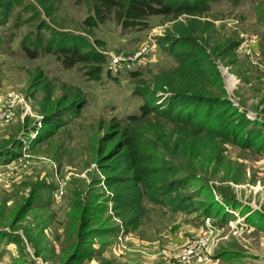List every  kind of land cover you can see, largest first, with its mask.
I'll return each mask as SVG.
<instances>
[{"label": "rangeland", "instance_id": "rangeland-1", "mask_svg": "<svg viewBox=\"0 0 264 264\" xmlns=\"http://www.w3.org/2000/svg\"><path fill=\"white\" fill-rule=\"evenodd\" d=\"M12 1L8 15L0 10V147L22 144L0 156V264H264V151L230 143L197 156L160 143L159 155L189 179L186 190L201 211L176 213L146 199L141 227L113 235L122 227L98 163L103 139L128 126L152 140L179 128L159 116L127 120L144 103L141 90L176 66L158 44L171 17L126 26L100 0ZM203 16L212 23L205 34L212 46L237 43L217 63L228 97L264 132V0H216ZM43 23L88 39L106 56L101 77L45 52L55 34ZM245 38L253 40V57L241 49ZM115 56L123 60L117 66ZM40 82L53 93L46 111ZM10 95L16 104L1 118ZM47 116L52 124L44 127ZM85 204L93 209L82 219ZM204 206L213 215L205 216Z\"/></svg>", "mask_w": 264, "mask_h": 264}, {"label": "trees", "instance_id": "trees-1", "mask_svg": "<svg viewBox=\"0 0 264 264\" xmlns=\"http://www.w3.org/2000/svg\"><path fill=\"white\" fill-rule=\"evenodd\" d=\"M214 1L100 0L101 7L116 8L118 19L126 26L143 25L150 16L171 17L172 26L158 39V44L172 55L176 64L169 76L158 77L154 86H148L149 90H141L144 103L139 113L131 114L127 120L133 125L141 118L159 116L177 125L178 130L169 134L159 131L160 136L152 140L137 128L128 126L124 132L116 131L103 139L98 163L105 176L103 183L109 191L110 211L120 220L122 227L121 230L119 227L113 229L117 232L113 235L128 234L141 227L146 199L176 213L201 211L194 195L186 190L189 179L181 175L175 163L159 155L160 143H164L165 149L174 145L195 156L206 148L222 147L226 143L264 151V132L259 127L260 122L249 119L228 97L224 76L217 63V58L228 57L237 43L212 46V40L205 38L212 23L204 20L203 13ZM13 7L12 0H0V10L6 15ZM41 25L55 34L45 52H59L68 67L84 64L93 78L101 77L106 56L88 39L76 34L65 35L47 23ZM24 49L31 57L37 56L36 50ZM139 73L131 71L133 76ZM40 84L45 93L42 107L46 111L47 106L54 103L51 102L53 93L47 82ZM147 85L146 82L144 89ZM148 91L151 93L146 95ZM161 99V103L155 104ZM46 119L44 127L52 124L49 116ZM52 135L53 130L47 131L38 140ZM120 135L122 137L115 141ZM21 140L0 147V156L10 155L8 151L20 145ZM80 208V216L84 219L93 206L85 204ZM105 209L103 206L98 212ZM213 211L212 207L204 206L202 213L211 216ZM84 226L90 227L89 222L86 221Z\"/></svg>", "mask_w": 264, "mask_h": 264}, {"label": "built area", "instance_id": "built-area-1", "mask_svg": "<svg viewBox=\"0 0 264 264\" xmlns=\"http://www.w3.org/2000/svg\"><path fill=\"white\" fill-rule=\"evenodd\" d=\"M252 42H253L252 39L245 38L243 40V42H242V45H241V49L248 56H251V57H253L254 56V53H255L254 47L252 46ZM113 61H114V65H116V66L123 62L121 56H115ZM12 97L13 96L10 95V98L11 99L10 98L8 99L9 102H5L7 104V109L2 112L1 118H4L6 115H8V113L11 112L12 107L15 106L16 102L13 101V98Z\"/></svg>", "mask_w": 264, "mask_h": 264}, {"label": "bare ground", "instance_id": "bare-ground-1", "mask_svg": "<svg viewBox=\"0 0 264 264\" xmlns=\"http://www.w3.org/2000/svg\"><path fill=\"white\" fill-rule=\"evenodd\" d=\"M233 79H231V81H232ZM231 83V82H230ZM232 85V84H231Z\"/></svg>", "mask_w": 264, "mask_h": 264}]
</instances>
